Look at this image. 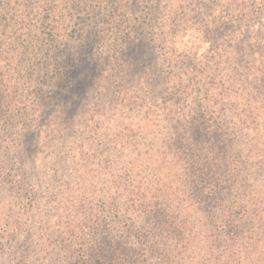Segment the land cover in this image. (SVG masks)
<instances>
[{
    "label": "rangeland",
    "instance_id": "obj_1",
    "mask_svg": "<svg viewBox=\"0 0 264 264\" xmlns=\"http://www.w3.org/2000/svg\"><path fill=\"white\" fill-rule=\"evenodd\" d=\"M11 233L0 264H264V0H0Z\"/></svg>",
    "mask_w": 264,
    "mask_h": 264
},
{
    "label": "trees",
    "instance_id": "obj_2",
    "mask_svg": "<svg viewBox=\"0 0 264 264\" xmlns=\"http://www.w3.org/2000/svg\"><path fill=\"white\" fill-rule=\"evenodd\" d=\"M198 194L200 195V202L212 200L213 193L209 190V188L198 191ZM208 204H210V202H208ZM188 225L189 224L185 222L177 224L172 222L169 227L172 228L171 230L173 232L176 230L177 233L184 235V231L186 230V227ZM170 228H167V232H169L168 230H170ZM14 238L15 233H11L7 236H2L0 241V250L7 246L9 244V241L14 240ZM218 249L220 250L216 251L217 254H212V252L208 249L206 255L209 259L203 261L202 264H208L209 261H213L218 264H227V257L225 256L226 254L224 252V245L220 244ZM67 250H69L72 254H76L77 252L78 256L82 255V249L74 251V249L70 248L69 246ZM87 250L89 253V259L87 262H90L92 260L93 264H95V262L97 264H142L143 262L141 256H138L136 255V253H134V251H137L136 249H131L129 246L119 245L112 241H105L102 243L98 242L97 244L89 247ZM165 252L167 253L168 258L170 257V255H172V257H179L181 255V253H176L174 249H165ZM176 264L181 263L177 262Z\"/></svg>",
    "mask_w": 264,
    "mask_h": 264
}]
</instances>
